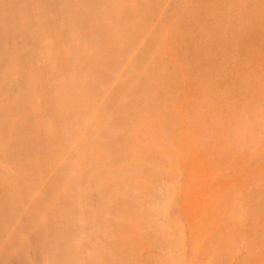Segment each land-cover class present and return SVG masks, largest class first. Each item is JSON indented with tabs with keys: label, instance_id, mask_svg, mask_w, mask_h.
Returning <instances> with one entry per match:
<instances>
[{
	"label": "bare ground",
	"instance_id": "obj_1",
	"mask_svg": "<svg viewBox=\"0 0 264 264\" xmlns=\"http://www.w3.org/2000/svg\"><path fill=\"white\" fill-rule=\"evenodd\" d=\"M104 4L105 1L100 2V0H0V128L8 130L11 137L10 145L0 152V156L8 162L13 161L14 165H6L7 178L12 183L11 188L6 189L1 186L3 180L0 179V264H126V259L116 249H111L107 255L111 258L109 262L102 260L97 263L89 248L96 245V249H102L104 247L101 242L112 240L113 229L119 217L126 214L125 203L140 194L139 187L132 184L121 186L111 181L116 165L114 162L104 160L102 153H98L95 164L97 168L95 194L80 192L79 185L83 188L86 183H90V180L85 178L84 173L80 176L76 175V169L75 174L73 173L70 160L75 155H71V152L70 155L62 157L61 161H54L48 166L46 163L36 162L33 158L42 152L51 155L60 152L62 147L67 145L68 134L73 133L74 125L67 126L66 121L70 119L72 122L74 118L81 116L80 108L69 104L71 98L69 94L76 87L81 88V85L87 90L90 83L87 84L88 81H83L80 76L76 84L71 81L66 82L61 71H57L60 75L54 82L44 79L52 70H58V64L63 70L70 65L71 59L64 58L56 51L52 53V61L48 64L41 58L29 63L26 59L18 61V57L13 56L14 51L18 50L15 49L17 45L20 46L19 49L26 46L21 41L17 44L18 35L21 33V27L17 22L19 18H31V23L35 27L39 23L44 25L51 36L70 33L79 41L82 34L103 36L111 30L109 18L106 19L101 13ZM170 8H174L177 12L183 11L185 14L186 8L191 11L185 16V21H176L170 29L168 28L169 30L167 29L169 32L167 39L172 40L177 49L173 60L167 62V71H164L166 74H162L161 80L165 83L175 82L169 77L168 70L170 67L177 68L180 74L177 77L180 97L188 98L189 101L185 106L173 107L166 106L165 102H158L156 103L158 110H162L161 112L166 116L187 118L193 124L198 123L195 134L198 137L202 135L208 140L212 138L213 141H216V133L215 126L213 128L212 126L217 125L220 120V132L224 134L218 139L219 146H215L210 152H207L209 148L203 144L200 147L189 148L185 154H182L190 167L196 164L207 167L206 171L210 168L206 178L200 172L193 173L194 179L189 180L185 204V211L190 210L193 215L195 227L207 235L212 234L207 241L210 245L212 240H225L232 232L226 227L221 209L230 206L236 214L240 209L247 210L252 207L253 202L255 203L253 198L257 190L263 187L259 183L264 180V159H262L264 146H258L257 152L249 158L254 169L248 172L243 170L244 154L238 157V153L231 148L236 147L240 151L246 145L257 146L255 134L259 131V123L249 121V115L246 114L250 109L260 110V114L256 117L262 119L264 125V108L261 106L264 102L259 100L261 89L264 88V58L261 61L252 59L256 57L254 55L256 49L251 46L255 44L257 28L264 29L262 26L264 0H169L161 15H166ZM189 21L193 24L189 30H185L181 24L189 26ZM231 39H235L236 42L241 41L240 45L231 42ZM40 47L39 45L38 48ZM240 47H244L251 57L244 60L239 58L236 54ZM179 49L191 51L192 58L187 53L180 55L177 51ZM119 51L111 47L108 58L103 55L89 57L87 63L89 69L94 65L92 62H95L97 68L105 67L108 76L115 77L118 75L116 70H122L124 67V63L119 59ZM158 52L164 58L163 52L157 51L156 55ZM137 53L132 54L130 62L143 60ZM17 55L26 58L23 53ZM166 59H169V55ZM110 64H116L117 67L113 68ZM16 65H20V71L29 68L33 71L31 74H21L16 77L11 73ZM130 69L127 71L128 77L123 80L121 86H118L116 80L110 88L111 92L115 89L118 95L119 91L125 90L126 93L119 95L122 100L128 99L129 91L125 85L135 76L138 82L147 80L151 87L154 85V76L150 75L151 69L140 74L134 67L131 66ZM82 72L87 73L88 70L84 69ZM89 74L91 75L90 72ZM139 88L136 85L135 91H130V94L134 95L132 99L135 102L143 99V96L139 95ZM143 92L149 94L153 93V90L148 88ZM37 93L44 100L40 102L42 112L58 121V127L62 131L55 127H42V135H36L27 132L25 122L13 125L2 119L5 111H10L15 106L20 109L28 101L31 102ZM111 120L113 119H110V126L113 123ZM144 125L143 122L139 124L143 136L157 140L154 135L147 134L148 124ZM165 125V121L157 124L163 135H167ZM93 127L95 134L99 135V140L109 139L110 134L111 139L121 135L118 130L115 133L113 131L107 133L102 126L95 124ZM203 128L207 130H202ZM46 133L52 134L51 140H46ZM144 147L141 145L142 150ZM183 149L184 147L182 151ZM115 150H118V147H115ZM229 150L233 154L230 160L229 153L225 156ZM189 151H196L198 157L191 158L193 155H187ZM221 155L224 159L220 157ZM29 156L35 163L31 174H41L44 183L41 186L42 190L37 188L39 193H31L35 183L32 184L30 177H26L29 193L28 198H23L22 191L25 186L22 187V171L30 169ZM225 165L234 173L231 182H226L228 174L224 170ZM98 169L103 171L97 173ZM193 169L194 167L191 168ZM74 176L78 191L67 188L58 190L63 179L68 181ZM37 177L39 176H32L33 180ZM107 177L109 179L105 180ZM195 183L205 190L202 199L194 198ZM246 183L253 185L243 195V201L235 198V205L242 204L243 208L241 205L231 206L233 194L245 187ZM51 197L54 200L52 207H46L45 217H38L37 210L41 208L40 205L44 199ZM194 202L201 204L194 206ZM256 205L257 203L255 207ZM93 206H96L94 210ZM61 210L65 213L64 217L61 215ZM214 218L220 222L215 232L212 225ZM35 221L42 222L45 228L33 229L32 225ZM238 221L239 227L243 228L244 223ZM217 232L221 233L218 238ZM77 241L81 242L83 247L81 252L76 246ZM98 256L101 257L102 253L99 252ZM241 260L242 256L236 257L234 264H239Z\"/></svg>",
	"mask_w": 264,
	"mask_h": 264
},
{
	"label": "rangeland",
	"instance_id": "obj_2",
	"mask_svg": "<svg viewBox=\"0 0 264 264\" xmlns=\"http://www.w3.org/2000/svg\"><path fill=\"white\" fill-rule=\"evenodd\" d=\"M101 1H105L101 9L102 16L106 19L109 18L108 21L111 22L110 25L112 26L111 30L103 36L82 34L79 41L74 39V36L70 33H65L62 36H51L44 25L39 23L35 27L31 23V18H19L17 22L21 27V33L18 35L17 44L21 41L26 46L19 49L20 46L17 45L15 49L18 50L14 51L13 55L18 57V61L26 59L27 62L34 63V61L41 58L45 59L44 62L48 64L52 61V53L56 51V53L63 55L64 58L71 59L70 65L64 66L63 70L58 64V70H52L50 75H45L44 79L48 82H54L56 77L60 75L57 71H61L66 82L71 81L76 84L80 76L83 81H88L87 84L90 83L87 90H84L81 85V88L76 87L69 94L71 95L69 104L77 105L80 108L81 116L74 118L72 122H70V119L66 121L67 126L74 125L73 133L68 134L67 145L62 147L60 152L52 155L43 154L42 152L40 155L35 156L36 158L33 156L34 160L43 164L46 163L48 166L54 161H61L62 157L70 155L71 152V155H75L70 160L73 173L76 169V175L80 176L84 173L85 178L90 180V183H86L83 188L79 185L80 192L85 194L93 192L95 194V189L97 188H95L97 169L95 164L98 153H102L104 160L114 162L116 165L111 181H115L116 184L121 186L132 184V186L139 187L141 190L138 196H134L132 200L130 199L125 203L126 214L119 217L115 229H113L112 240L101 242L104 247L102 249H96V245L89 248V251L94 254L95 261L97 263L102 260L109 262L111 258L107 255L111 249H116L126 259V264H234L235 258L238 256H242L239 264H264L263 179L259 183L263 187L257 190L253 198L255 203H257L256 207L253 202L252 207H249L250 209L247 208L248 211L240 209L239 212H241H238L239 214H236L230 206L221 209L226 227L232 231L225 240H212L209 245L207 241L212 234L207 235L204 231H199L195 227L191 211H185L187 187L189 180L194 179L193 173L200 172L206 178L207 171L210 168L206 171L207 167L195 164L193 166L194 169L191 170L193 167L189 166L188 161L182 154H185L189 148L200 147L203 144L209 148L207 152H210L215 146H219V137L224 136L223 132H220V120H218L217 125L214 124L212 126V128L215 126L216 141H213L212 138L208 140L202 135L198 137L195 134L198 129V123L193 124L187 118H177L172 115L166 116L161 112L162 110H158L156 105L158 102H165L168 107H173L174 105L185 106L189 101L188 98L180 97L181 92L177 83V77L180 74L177 68L170 67L168 70L169 77L174 79L175 82L165 83L161 80V76L166 74L164 71H167L166 67L170 60H173L177 49L174 42L167 39L168 30L176 21H185V16L191 10L186 8L187 12L185 14L183 11L177 12L174 8H170L167 14L163 16L161 12L169 0ZM123 9L127 11H121ZM262 17V26L264 27V13ZM13 20L15 21V19ZM246 21L248 22V20ZM189 23V26L180 24L185 30H189L193 22L189 21ZM242 23L244 25V20ZM263 30L257 28L255 31L257 36L255 44L251 45L256 49L254 54L256 57L252 58L255 61H261L264 58ZM230 41L237 43V45L241 43V41L236 42L235 39ZM39 45L41 46L40 48H38ZM110 46L120 50L119 59L124 63V67H121L122 70H116L118 75L115 77L108 76V70H105V67L97 68L95 62H92L94 65L91 69H89V64L87 65L89 57L103 55L108 58ZM157 51L163 52L164 61L159 52L156 55ZM177 51L180 55L187 53L192 58V52L189 50L179 49ZM21 53L26 58L17 55ZM133 53L139 54L140 56L138 57L143 60L141 62H139L140 60L130 62ZM167 55H169V59H166ZM236 55L243 60L251 57L244 47H240ZM110 65L113 68L116 66V64ZM19 66L16 65L11 72L16 77L21 74H31L33 71L32 68L20 71ZM131 66L139 72L138 74L145 73V70L151 69L150 75L154 76V85L151 87L147 80L142 83L138 82L136 76L131 79L132 75L130 83L125 85L129 91L127 101L119 97L120 94L126 93L125 90L119 91L118 95L115 89L111 92L110 88L112 84H115L116 80H118V86H121L123 80L128 77L129 73L127 71L131 70ZM84 69H87L88 72L83 73L82 70ZM117 77L119 79H115ZM40 79L43 80L42 78ZM136 85L140 87L139 95L143 96L140 102L133 101L134 95L130 94L131 90L135 91ZM148 88L152 89L153 93L144 94V89ZM261 90L259 100L264 102V88ZM39 99L42 98L37 93L31 102L28 101L20 109L15 106L10 111H5L2 119L6 120V123H12L13 125H20L25 122L27 132L35 133L36 135H42V127H55L62 131L58 127V121L53 120L49 114L42 112L40 102H44V100ZM133 106H136V108H133ZM261 106L264 108V103ZM140 110H145L146 112L143 113ZM259 111L250 109L246 114L249 115L250 122L259 123L257 134L251 131L256 135L257 146L249 145L247 147L246 145L240 151L236 147L231 148L238 153V157L244 154L243 170H247V172L254 169L249 158L254 152H257L258 146H264V125L262 119L256 117L260 114ZM35 113L37 115H34ZM110 119H113L111 120L113 121L111 126ZM161 121L166 122L164 128L167 135H163L157 126ZM140 122H143V126L148 124L147 134L149 136L154 135L157 140L143 136L141 127H139ZM88 124H90V127L87 128ZM95 124L102 126L107 133L112 131L115 133L118 130L121 135L118 138L111 139L110 134L109 139L99 140V135L93 131ZM202 130L207 129L203 128ZM45 138L46 140H51L52 134L46 133ZM143 141L144 143H142ZM10 142L11 137L8 130L5 131V128H0V152L5 150L10 145ZM141 145L145 146L143 150ZM115 147H118V150H115ZM182 147H184V152ZM196 151L198 153L199 149ZM196 151H189L187 155H193L191 158H197ZM228 153L230 160L233 154L229 150L225 153V156H228ZM220 157L224 159V156L221 155ZM252 162L254 163V161ZM29 163L30 169L22 171V187L25 186L22 191L23 198H28L29 193L26 177H30L32 184L35 183L31 193H39L38 190H42L41 186L44 183L41 174H31L35 163L30 156ZM7 164L13 165V161L8 162L0 156V179L3 180L1 186L3 185L6 189H9L12 183L7 178ZM224 167L225 172L228 174L226 182H231L234 178V173H232L231 168L226 165ZM101 171L103 170L98 169L97 173ZM32 176L39 177L33 180ZM75 178L76 176L68 181L63 179L58 190L67 188L78 191ZM107 179L109 178L107 177L105 180ZM252 185H247L246 183L245 187L234 193L230 205H235L236 197L243 201V195L246 194ZM194 190V198L202 199L205 196V190L197 183H195ZM45 197H47V194ZM53 201V197L44 199V202L40 205L41 208L37 210L38 217L46 216V207H52ZM196 204L201 203L194 202V206ZM192 205L193 203L190 207ZM240 205L243 208L242 204L235 206ZM95 208L96 206H93V210ZM248 212L249 214H247ZM61 215L64 217L65 213L62 211ZM238 220L244 223L243 228L242 226L239 227ZM212 225L215 232V228L220 225V222H217L214 218ZM205 227L206 225L203 226V228ZM32 228L42 230L45 226H42V222L35 221ZM220 235L221 233L217 232V238ZM76 246L78 251L81 252L83 249L81 242L77 241ZM99 252L102 253L101 257L98 256Z\"/></svg>",
	"mask_w": 264,
	"mask_h": 264
}]
</instances>
